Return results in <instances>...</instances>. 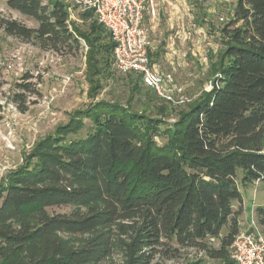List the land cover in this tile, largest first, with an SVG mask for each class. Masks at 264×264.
Segmentation results:
<instances>
[{"label": "trees", "instance_id": "16d2710c", "mask_svg": "<svg viewBox=\"0 0 264 264\" xmlns=\"http://www.w3.org/2000/svg\"><path fill=\"white\" fill-rule=\"evenodd\" d=\"M5 3L37 23L0 18L7 35L61 56L92 44L62 0ZM234 14L212 88L172 126L99 100L38 140L0 183V264H170L185 250L230 260L244 202L237 178L264 180V0H237ZM112 46L108 36L94 54ZM55 206L72 210L50 214ZM254 213L264 233V207Z\"/></svg>", "mask_w": 264, "mask_h": 264}, {"label": "rangeland", "instance_id": "374dc122", "mask_svg": "<svg viewBox=\"0 0 264 264\" xmlns=\"http://www.w3.org/2000/svg\"><path fill=\"white\" fill-rule=\"evenodd\" d=\"M62 1L74 26L92 42L82 39L83 49L73 56L43 50L32 42L5 34L0 27V183H6L11 170L25 163L38 140L51 135L57 126L66 124L73 111L99 100L116 102L134 113L156 118L161 121V128L172 126L181 113L212 88L215 78L212 65L217 63L229 40L222 28L234 20L237 3V0H153L152 6L146 5L143 17L149 42L159 45L162 36L150 28L151 17L161 22L170 19V26L165 27L170 48L151 50L149 46L148 55L177 93L186 97L184 103L175 104L162 101L152 89L144 88L134 75L118 73L111 55L102 52L95 55L94 51L108 36L100 32L106 37L100 39L96 30L98 23L92 13L81 10L74 0ZM5 2L0 0V18H13L29 27L36 26V21L9 9ZM165 52L171 63L159 60L160 54ZM24 83L29 84V90L20 86ZM18 94H23L24 99H17ZM154 139L157 143L164 142L161 136H154ZM240 177L241 173L237 181L244 202L239 230L248 228L252 220L262 229L254 210L256 206L264 207V180L255 191L252 183L241 185ZM71 210V206L47 208L50 214H69ZM228 259L231 264L232 258ZM171 262L228 264L195 250H185L180 258Z\"/></svg>", "mask_w": 264, "mask_h": 264}, {"label": "built area", "instance_id": "2783aa9c", "mask_svg": "<svg viewBox=\"0 0 264 264\" xmlns=\"http://www.w3.org/2000/svg\"><path fill=\"white\" fill-rule=\"evenodd\" d=\"M153 0H74L83 11L94 19L108 34L113 44L111 61L114 69L122 74H132L140 84L152 89L164 102L181 104L187 99L177 93L166 75L149 60V31L144 24L146 5ZM154 9L151 8V13ZM260 178L255 179V191ZM234 264H264V233L254 220L235 236L230 253Z\"/></svg>", "mask_w": 264, "mask_h": 264}, {"label": "crops", "instance_id": "0c3cea01", "mask_svg": "<svg viewBox=\"0 0 264 264\" xmlns=\"http://www.w3.org/2000/svg\"><path fill=\"white\" fill-rule=\"evenodd\" d=\"M168 26H170V19H168L166 21L164 19L163 22H161V21H159V20L157 21V19L151 17L150 28L152 30H154L155 32L162 34L159 45H156L155 43L149 42V46H150L151 50H153V49L157 50L158 48L159 49L163 48L165 50V49L170 48V46H171L170 40L168 39V36L166 35V30H165V27L167 28ZM158 58L164 64L167 62L171 63V60L169 59V56L166 52H165V54H160V56ZM241 217H242V215H241Z\"/></svg>", "mask_w": 264, "mask_h": 264}]
</instances>
